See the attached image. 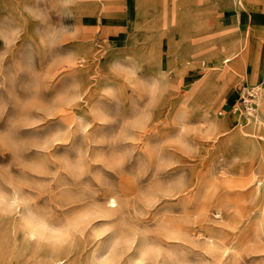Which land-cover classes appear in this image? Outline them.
Wrapping results in <instances>:
<instances>
[{
  "label": "rangeland",
  "instance_id": "rangeland-1",
  "mask_svg": "<svg viewBox=\"0 0 264 264\" xmlns=\"http://www.w3.org/2000/svg\"><path fill=\"white\" fill-rule=\"evenodd\" d=\"M184 1L0 0V264H264V23Z\"/></svg>",
  "mask_w": 264,
  "mask_h": 264
},
{
  "label": "crops",
  "instance_id": "crops-1",
  "mask_svg": "<svg viewBox=\"0 0 264 264\" xmlns=\"http://www.w3.org/2000/svg\"><path fill=\"white\" fill-rule=\"evenodd\" d=\"M222 3L227 6V10L225 12V16H228V22L230 25L223 26L219 30L222 32V35H226L230 37V40H228L227 46H228V52L232 51V48L234 46V43H236V39L238 40V32L237 29L234 27L235 25H239V29H241L240 25L244 22L247 24H255V23H264V15H259L260 13L257 11L256 8H259V6L253 1V0H242L244 5L241 4L240 0H234L235 5L231 6L232 0H221ZM138 3V0H125V6L122 7V38L126 37L125 33V26L128 22V15L127 14H134L136 12V5ZM184 16H186L190 20H202L205 24V19L207 15V8H206V0H185L184 1ZM229 11V12H227ZM106 21V19H104ZM114 20V19H113ZM201 24V23H200ZM253 27H258V25H252ZM228 27V28H227ZM251 27V26H250ZM219 31V32H220ZM111 32L116 33V30L112 29ZM183 32V31H181ZM176 41V40H174ZM178 42V41H176ZM163 44L168 45L170 49L174 47L173 39L162 40V46ZM242 44V43H241ZM178 45V44H176ZM231 46V47H230ZM212 52V55H214V63H220L224 60V58L220 59L218 53L216 54L217 50H210ZM156 52V50H154ZM234 52V51H233ZM235 57V52L232 55V58ZM156 63L158 65H161V69H167V72L169 73V60L165 54L161 55L160 53L156 55ZM211 68V65H210ZM166 72V73H167ZM249 76V74H247ZM251 78L253 77H260L261 71L260 69L258 71H250ZM163 81V79H162ZM217 83L218 80H215ZM235 99V98H234ZM235 101V100H234ZM229 102L228 104L231 105L233 102ZM234 114V113H231Z\"/></svg>",
  "mask_w": 264,
  "mask_h": 264
},
{
  "label": "built area",
  "instance_id": "built-area-1",
  "mask_svg": "<svg viewBox=\"0 0 264 264\" xmlns=\"http://www.w3.org/2000/svg\"><path fill=\"white\" fill-rule=\"evenodd\" d=\"M255 103H252L248 97H246L243 92L239 95L236 101L231 105V110L233 112H238L241 114H246L254 108ZM222 113V111H220Z\"/></svg>",
  "mask_w": 264,
  "mask_h": 264
},
{
  "label": "bare ground",
  "instance_id": "bare-ground-1",
  "mask_svg": "<svg viewBox=\"0 0 264 264\" xmlns=\"http://www.w3.org/2000/svg\"><path fill=\"white\" fill-rule=\"evenodd\" d=\"M242 4V3H241ZM243 44V43H242ZM234 52L233 51H230L227 53V55L224 57V62L228 61L230 58H228L230 55H232ZM151 70V69H150ZM166 72V71H165ZM169 74L168 75H165L163 77V83L164 84H168L169 83ZM214 77L217 79V76L214 75ZM213 84V83H212ZM217 84V83H216ZM215 84V85H216ZM260 87V86H259ZM242 130V129H241ZM27 207V206H26ZM41 221V220H40ZM38 226V225H37ZM40 226V225H39ZM68 251L66 252H62V253H59V255H66ZM64 257H52V256H49V258L45 259V261L41 262V264H72V263H65V260H63Z\"/></svg>",
  "mask_w": 264,
  "mask_h": 264
},
{
  "label": "snow or ice",
  "instance_id": "snow-or-ice-1",
  "mask_svg": "<svg viewBox=\"0 0 264 264\" xmlns=\"http://www.w3.org/2000/svg\"><path fill=\"white\" fill-rule=\"evenodd\" d=\"M113 204H114V202H113ZM105 243H106V241H105Z\"/></svg>",
  "mask_w": 264,
  "mask_h": 264
}]
</instances>
